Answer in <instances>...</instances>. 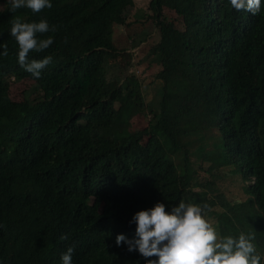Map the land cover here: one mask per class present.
Segmentation results:
<instances>
[{
  "label": "trees",
  "instance_id": "trees-1",
  "mask_svg": "<svg viewBox=\"0 0 264 264\" xmlns=\"http://www.w3.org/2000/svg\"><path fill=\"white\" fill-rule=\"evenodd\" d=\"M50 2L34 14L0 0V264H59L62 235L74 246L73 264H147L116 236L135 239V213L181 201L206 204L221 235L254 230L264 256V0L255 15L229 0L149 1L157 41H142L140 54L158 68V92L146 127L134 132L143 88L121 59L140 45L120 47L113 37L131 26L132 1ZM17 16L57 26L39 37L53 44L29 55L52 57L34 84L39 96L21 102L9 96L10 79L27 76L10 35ZM3 150L38 152L26 179L12 177ZM225 175L242 180L243 199L216 189Z\"/></svg>",
  "mask_w": 264,
  "mask_h": 264
},
{
  "label": "clouds",
  "instance_id": "clouds-1",
  "mask_svg": "<svg viewBox=\"0 0 264 264\" xmlns=\"http://www.w3.org/2000/svg\"><path fill=\"white\" fill-rule=\"evenodd\" d=\"M10 3L13 12L26 7L36 14L52 7L50 0H10ZM229 3L236 11H247L253 15L261 9V0H229ZM11 24L10 35L18 45L17 61L25 70L20 73L27 75L22 80L28 79L33 84L40 82L52 57L30 60L29 55L43 52L53 44L51 36L39 37L57 31V26H50L46 19L24 22L19 16ZM2 47V55L6 57L7 45ZM11 81L20 82L11 78L10 86ZM38 156L35 150H22L14 154L3 150L4 160L16 181L26 179ZM75 173L70 167L65 171L66 176L74 177ZM62 189L72 191L74 187ZM207 207L206 204L202 206L181 201L169 209L165 203L157 202L152 208L133 215L130 223L136 225L135 239L128 240L123 235H117L115 243L117 246L126 244L129 252L137 251L147 264H262L264 256L257 251L254 230L247 234L240 232L238 236L221 235L207 219ZM65 239L67 236L62 235L59 264H73L74 246ZM152 257L156 259H150Z\"/></svg>",
  "mask_w": 264,
  "mask_h": 264
},
{
  "label": "rangeland",
  "instance_id": "rangeland-1",
  "mask_svg": "<svg viewBox=\"0 0 264 264\" xmlns=\"http://www.w3.org/2000/svg\"><path fill=\"white\" fill-rule=\"evenodd\" d=\"M10 1V0H5ZM133 3V7L127 13V22L130 24L127 28L125 27H116L114 30L113 37L115 38V42L120 47H127L131 43L135 45H140L142 41L145 39L149 42L157 41V34L154 24L151 22L149 18V10L148 4L150 0H131ZM4 4L0 3V10ZM163 14L167 18V20L172 21L177 29L182 30L179 18L167 9L163 10ZM142 43L138 47H130V49L125 52V56L121 59H130L131 68L129 67L128 73L133 74L137 77L142 84L143 95H144V103H145V111L143 114L137 116L133 119L132 125L128 128L131 132L142 130L146 127L148 120L150 118L148 108L151 107L155 109L156 97L158 88L156 86L157 81L155 80V74L158 72L157 67L147 68L146 61L141 59L140 47L144 45ZM131 46V45H130ZM113 72V71H111ZM34 84L32 81L28 79H24L20 82L11 81V86L9 90V96L11 100L15 102L23 101L24 99L33 100L39 96L38 92H34ZM194 167H197V164H194ZM207 179V176L203 173H200V181ZM210 180V178H209ZM221 182L216 183V189L219 190L220 194L224 195L231 201L233 199L240 198L243 199V191H242V180L240 178H235L233 175H225L220 178ZM244 182V185L247 186L252 182ZM243 185V187H244ZM239 190L241 192L236 191ZM244 190V188H243ZM207 219L214 226V218L207 216Z\"/></svg>",
  "mask_w": 264,
  "mask_h": 264
}]
</instances>
